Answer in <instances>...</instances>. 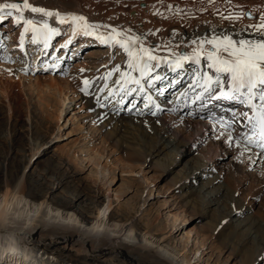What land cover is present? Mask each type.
Instances as JSON below:
<instances>
[{
	"label": "rangeland",
	"instance_id": "rangeland-1",
	"mask_svg": "<svg viewBox=\"0 0 264 264\" xmlns=\"http://www.w3.org/2000/svg\"><path fill=\"white\" fill-rule=\"evenodd\" d=\"M56 1L62 7L80 4L93 17L118 28L132 23L138 34L143 30L136 28L149 27L154 17L157 21L168 11L164 6L154 11L164 0ZM250 1H235L231 12L254 11L252 18L226 20L218 14L210 16L212 11L206 9L197 14L196 21L215 28L225 21L228 27L252 32L248 25L259 23L264 2ZM3 2L6 0H0ZM30 3L46 10L53 6L51 0H30ZM166 4L179 5L181 9L185 6L184 2L171 0ZM10 23L11 19H7L0 27L4 29L0 34L6 45L0 56H8L12 61L0 63V186L4 180L18 185L23 179L24 190L34 202L48 199L58 205L68 204L71 211L87 221L97 210H103L108 200L115 222L135 225L137 234H148L153 242L165 239L167 248L180 259L186 258L189 264H264L260 260L264 256V159L255 154L253 163L249 162V157L239 154L236 145L231 148L234 152L219 141L204 138L214 126L197 127L198 120L214 121V111L209 108L212 105L201 107L190 99L184 106L176 107L179 114L169 113L167 108L173 107L161 106L159 117L152 118L153 133L161 138L170 128L164 138L168 142L166 152L152 162L142 156L132 157L122 150L124 144L120 139L116 143L98 128L90 111L83 106V94L79 93L85 78H80L82 74L98 73L117 63V53L110 60L112 49L107 52L106 46L95 41L77 46L75 51L72 46L71 53L63 52L59 45L63 35L54 38L53 44L60 51L51 49L48 51L51 55L43 54L38 47L31 50L35 45L30 48L27 42L24 50L18 51L13 49L14 42L23 24ZM104 31L100 29L101 33ZM163 35L160 33L161 38ZM164 44L161 43L159 51L168 53V43ZM210 48H204L201 59ZM76 53H81L82 58ZM57 55L60 61H54ZM54 62L60 63L59 69L44 71ZM192 65L187 63L188 68ZM25 67L30 68L28 74L23 71ZM190 72L182 77L181 86L193 78ZM152 94L153 100L168 95ZM180 94L183 92L175 95ZM136 95V99L134 95L125 97V106L115 108L117 117L131 120L138 116L136 112L144 101L139 93ZM67 98L70 106L60 118L62 101ZM129 101L137 109L128 111L132 107ZM144 110L149 112L145 107L141 111ZM220 140L228 144L224 138ZM252 152L259 150L254 148ZM175 155L176 162L169 172L165 167L173 163ZM199 171L204 174L199 175ZM179 186L185 190L180 191Z\"/></svg>",
	"mask_w": 264,
	"mask_h": 264
},
{
	"label": "bare ground",
	"instance_id": "bare-ground-1",
	"mask_svg": "<svg viewBox=\"0 0 264 264\" xmlns=\"http://www.w3.org/2000/svg\"><path fill=\"white\" fill-rule=\"evenodd\" d=\"M158 1L159 0H157V2ZM167 1L170 0H164V4L159 3L161 6L156 5V9L154 10L157 11L159 8H162V6L168 8V11L164 13L165 16H160L157 21L154 17L149 27L136 28L138 31L142 29L143 32L141 33L148 34L146 43L150 42L160 46L161 43H168L167 46L171 45V49L176 50L174 52L179 53L182 50L183 53L191 55L192 50L197 48L201 40L211 39L213 36L229 34L232 35L233 39L253 38L251 31L244 28L228 27L226 25L228 23L225 21H222L217 28L214 27L215 25L213 26L210 24H204L203 26V24L198 23L199 20L196 21L197 14L200 12L204 13L206 9L212 11L209 13L210 16H216L218 10V15H228V12L233 10V3L237 0H231L228 6L225 4L228 0H215L214 3H210L209 0H171L173 3L184 2L185 4L182 9L179 5H176L172 10H169L170 4H166ZM254 1L264 2V0H251L250 3ZM20 2H22V0H20ZM51 2L53 6L50 5L47 10H54V12H59L62 15L81 14L88 18L90 22L106 24V22H102L100 18L93 17L91 13L84 10L80 4H77L76 7L72 5L62 7L56 0H51ZM177 9L181 11L177 12ZM194 11H197V13H195V16H192L190 13ZM251 12L253 17L256 12ZM25 16L34 19L38 18L37 14H32L30 12H26ZM174 17L178 19L174 20ZM193 17L195 18L193 19ZM49 23L50 26L64 28V25H58L51 20ZM10 24L11 26L14 25L12 19ZM122 28L130 32H135L134 28H132V23L124 24ZM3 30L4 29L1 28L0 31ZM22 31L23 25L20 28V35ZM152 32H155V34H149ZM160 33L164 34L162 37L163 41ZM20 35L17 38V42H14L15 48L13 49L23 51L19 46ZM66 35L67 32L63 34L64 37L60 40L61 42L66 38ZM94 41L95 40L89 37L79 36L74 41L73 51H75L77 46H86L89 43H94ZM26 42L30 44V48L34 45L31 42L30 32L25 35L24 44ZM64 42L65 41L61 44ZM40 46L41 44H35L31 50H35L36 47L39 48ZM210 47L211 45H204V48L207 50ZM109 50L110 48H108L107 52H109ZM159 50L156 53L158 56L167 54L166 51L163 52ZM26 51L25 49V52ZM116 53L118 59L117 63H113L110 67L98 73L92 72L88 74L85 71L80 78L95 79L103 75L114 65H120L122 71H127L126 55L122 54L119 48L116 49ZM206 56L207 54H204L198 64H193L192 67L187 68V70L192 71L193 67L197 69L200 67L202 72H210L206 66ZM155 72H158L162 76H166L167 74L163 73V68L161 66L155 69ZM132 75L136 76L138 73H133ZM118 78L119 74H114L112 79L107 81L111 88L117 87L112 81ZM192 79L193 78H190L185 84L188 85ZM164 83L166 84L167 81ZM103 84L104 81L96 80L95 87H101ZM129 87H134V85H129ZM173 91V88L170 91L167 90L166 93H168V95L162 98V100L167 99L166 97L173 93ZM183 91L184 89L181 93ZM195 91H198V89L194 91L190 90L187 97L183 96V94H180V96L175 95L174 100L177 99L178 102L176 106L167 104V106L173 107L167 108L169 113L179 114L180 110L176 107L184 106L188 100L192 99ZM79 93L82 96L80 91ZM149 94L154 97L152 92ZM136 97L137 95L134 94L135 99ZM118 98L119 97L110 98L112 101L111 103L105 101L108 106L104 108L96 104L94 96L83 95L82 102L84 103L83 106L90 111V117L98 124V128L104 132L105 136L111 138V140H115L116 143L118 139H120L124 144L122 150L128 155L132 157L142 156L145 160L147 159L146 161L149 160L148 162H152L161 157L167 150L168 142H166L164 138L170 133V128L165 130L161 138L155 136L153 133L155 127L152 118H158L159 114L158 116L149 115L145 110L142 112L143 114L131 120L125 119L122 116L117 117L115 108H118L120 105L115 104V99ZM182 100H186L184 105H182ZM70 103L71 101L69 98L62 101L63 107L60 110V118L62 111H65L70 106ZM210 105L212 106L209 107ZM203 107H209L214 111V119L218 116L220 119L229 118L233 112L232 110L226 109V107L232 109L239 108L240 111L246 109L239 104H229L222 101H217L212 104L210 102ZM153 108L155 110V107ZM105 113H107L106 118L97 119L100 116H104ZM236 115L239 117L240 113H236ZM238 121L242 122L241 119H238ZM117 124H119V126H117ZM242 130L244 129L237 128L232 134L235 135V133H239ZM176 156L177 155H175L173 163L165 167L169 172L176 162ZM199 173V175L204 174L202 171H199ZM23 184V179L18 185H14V182L4 180L3 186H0V264H189L186 258L180 259L173 251L167 248L165 239L159 238L153 242L149 239L148 234H137L136 232L138 229L135 228V225L115 222L111 216V203L108 200H106V203L102 206L103 210H97L94 217L90 221H87L71 211L72 209L68 204L58 205L48 199L34 202L33 198L25 192ZM177 189L184 191L185 187L179 186ZM216 200L219 201V197H217ZM109 210L110 212H108ZM202 211H204V207ZM25 253L26 256H24Z\"/></svg>",
	"mask_w": 264,
	"mask_h": 264
},
{
	"label": "snow or ice",
	"instance_id": "snow-or-ice-1",
	"mask_svg": "<svg viewBox=\"0 0 264 264\" xmlns=\"http://www.w3.org/2000/svg\"><path fill=\"white\" fill-rule=\"evenodd\" d=\"M209 2L214 3L215 0H209ZM228 3H231V0H228ZM173 7V5H169V10H172ZM179 11L181 10L177 9V12ZM26 12L37 14L38 18H28L25 16ZM156 14L160 15L161 13L157 12ZM222 18L240 20L252 18V13L234 14L229 11L228 15H222ZM7 19H12L15 25L23 24V31L19 38L21 50H24V38L29 32L31 33V42L34 45L42 44L47 55H51L48 52L50 48L56 52L64 49L71 53L75 38L79 36L89 37L100 45L112 49L110 60L115 57L116 49L119 48L122 54L127 57L126 67L128 70L122 71L120 65H114L95 79H82L83 87L79 91L83 95L94 96L96 104L101 108L107 107L108 104L105 101L111 103L110 98L114 97H119L115 99L116 105L125 106V97L139 93L141 100L145 102L144 107L149 109L148 114L153 116H158L161 108L155 104L153 96L149 93L154 92L158 96H163L168 88L175 87L180 83L179 80H169L167 76L160 75L155 72V69L165 64L170 71L177 72L184 68L185 62L198 64L204 45H211L205 58L206 66L210 72H198L196 78L190 83V89H198L192 97V103L199 102L203 107L213 100H225L238 102L249 109L251 115L248 111L240 114L244 117V122L240 125L244 130L236 136L232 134L233 125L238 120L236 113L233 112L227 119H220L217 139L223 137L230 146L236 145L240 149L241 156L258 148L259 152L255 154L264 159V14L258 17L259 23L248 25L253 30V38L233 39L230 35L213 36L211 39L201 40L197 48L192 50L191 55L170 50L164 56L156 54L161 48L160 45L146 44L148 34H136L116 26L90 22L81 14L62 15L59 12L33 5L30 0H22V2L6 0V2L0 3V27ZM50 20L61 26L67 24L71 28V36L60 45V49L55 48L53 39L63 35L67 29L50 26ZM100 29L105 31L101 33ZM149 34L154 35L155 32ZM167 48L171 49V45H168ZM0 51H6L3 34H0ZM76 56L82 58L81 53H76ZM67 58L65 57V59ZM53 59L54 61L61 60L59 55ZM11 62L10 57L0 56V63ZM59 68L60 63L54 62L45 67L44 71L54 72ZM23 71L28 74L30 68L25 67ZM83 72L84 70L81 69V73ZM133 73H138V75L134 76ZM114 74H119V78L112 81L117 87L111 88L107 81L112 79ZM96 80L104 81L103 86L95 87ZM165 81H167L166 84ZM129 85H134V87H129ZM183 96L187 97L188 92H184ZM128 103L132 104L128 111L136 109L134 102L129 101ZM153 107L155 110H152ZM136 114L143 113L137 111ZM106 116L107 113L97 119L100 120ZM260 260L264 261V256H261Z\"/></svg>",
	"mask_w": 264,
	"mask_h": 264
}]
</instances>
